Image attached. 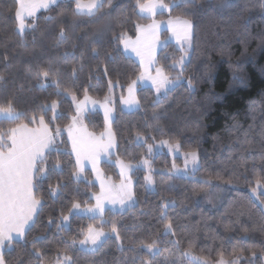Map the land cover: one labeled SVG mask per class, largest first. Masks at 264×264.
Wrapping results in <instances>:
<instances>
[{"label":"trees","instance_id":"trees-1","mask_svg":"<svg viewBox=\"0 0 264 264\" xmlns=\"http://www.w3.org/2000/svg\"><path fill=\"white\" fill-rule=\"evenodd\" d=\"M262 5L264 0H196L194 5L180 0L158 14L192 21L189 58L174 75L169 63L177 49L168 43L159 50L158 63L178 83L161 95L140 86L135 109L116 107L111 121L115 151L100 167L117 178L112 161L137 163L147 156V144L164 139L197 151V178L166 173L170 156L155 153L153 189L144 169L131 173L133 206L122 212L106 209L103 216L71 214L65 227L61 218L72 205L92 203L98 190L89 169L85 178H75L65 133L74 114L69 95L101 98L109 82H117L121 91L134 82L140 66L121 40L148 17L139 14L137 0H112L94 17L75 15L74 0H60L26 18L21 32L17 0H0V106L11 101L21 114L0 118V133L7 143L11 128L35 125L42 117L53 134L51 150L39 165L45 174L35 173L33 180L41 206L23 237L3 248L6 264H52L58 253L71 256L72 264H190L183 255L188 250L207 261L222 257L264 264V196L256 199L250 193L258 180L264 186ZM49 67V77L35 74ZM85 123L90 131H102V113L88 111ZM169 222L172 230L164 232ZM113 225L117 237L107 236L93 251L77 247L90 226L110 231ZM142 241H156L158 250L149 253Z\"/></svg>","mask_w":264,"mask_h":264},{"label":"snow or ice","instance_id":"snow-or-ice-1","mask_svg":"<svg viewBox=\"0 0 264 264\" xmlns=\"http://www.w3.org/2000/svg\"><path fill=\"white\" fill-rule=\"evenodd\" d=\"M75 2V15L94 17L100 13L101 9L105 5L111 6L112 0H74ZM185 4L196 3V0H183ZM19 7L16 10V17L20 21V31L24 29V13L31 16L34 15L35 11L40 8H48L49 5L58 3V0H18ZM137 6L141 13H147L149 16L154 17L158 8H168L169 6L164 4L162 0H149V3L142 4L137 0ZM264 6V5H262ZM180 27H174L172 22H169V28L173 31V34L177 36L178 40H183L187 45V49L190 50L193 23L191 20H183L179 22ZM159 29V25L153 23L148 25L146 28L140 29L145 34V40H150L156 36V32ZM64 31L60 32L61 38L64 37ZM139 37L136 43H139ZM129 45L126 43L125 47ZM134 51H137V55H141V52L133 47ZM149 56L151 57V44L148 45ZM185 55L181 56L179 64L181 68L185 63ZM152 59H149V63H152ZM51 63V62H50ZM175 67V65H173ZM31 71V69H29ZM52 72L51 67L47 70H37L36 75L44 78L49 77ZM0 79H3L0 76ZM153 83L156 85V90L159 92L161 88L167 89V87L173 84V81L163 73V69H157V77L153 78ZM58 86V85H57ZM188 86L191 88V81L188 82ZM131 92L132 89L129 88ZM56 107L55 103L52 105L54 110ZM20 113L14 111L13 104L11 101L7 103V106H0V117H6L8 119H19ZM107 118V113H106ZM34 119V118H33ZM41 127L38 129H30L27 125H20L18 128L10 130L11 135L9 136L10 144H7L3 137L4 133H0V264H6L3 256V248L6 245H10L14 239L13 234L16 236H22L25 230L30 226V222L33 221V217L38 213V209L41 206V201L38 200L33 191V173H44L45 169L39 167L43 163V157L46 150H51L53 144V137L49 135V128L45 124L44 119L41 117L39 121ZM57 134L59 129L56 130ZM102 139V138H101ZM164 144H168V141H163ZM73 152L76 153L77 162L79 163L81 158L88 159L93 164V167L98 163V157L101 151H106L112 147L111 134H109V142L107 144H101L99 140L92 137L86 132L79 136L73 137ZM7 150H4V149ZM175 150H179L180 145L177 143L174 146ZM151 150V147L149 148ZM191 162L194 166L198 161V154L196 151H190L186 154L185 166L187 167L188 162ZM121 190L124 189V185H121ZM259 194H257V190ZM103 191V185H102ZM253 195H257V198L264 196V186L261 185L260 181H257L256 188L253 189ZM127 199H132L131 192H128ZM97 204L95 209H89V211H99L101 214L104 209L101 204L102 196L96 197ZM115 203L116 201L113 200ZM119 203L123 206L125 201L124 198L119 200ZM78 208L79 205L73 206ZM67 220V217H64ZM167 231L172 230V224L169 222L166 226ZM111 231L117 232L115 225H113ZM105 236L102 230H95L89 228L88 234L83 240L80 241L81 245L91 244L93 246L98 245L101 242V238ZM178 243V242H177ZM142 246L147 249L149 253L153 252L156 248V241L145 244L141 242ZM39 256V253H37ZM184 256L190 258V264H207L206 260L201 257L193 255L188 250L183 253ZM54 264H72V257L66 253H58L55 258ZM144 264H150L149 261H145ZM219 264H225V261L221 259Z\"/></svg>","mask_w":264,"mask_h":264},{"label":"rangeland","instance_id":"rangeland-1","mask_svg":"<svg viewBox=\"0 0 264 264\" xmlns=\"http://www.w3.org/2000/svg\"><path fill=\"white\" fill-rule=\"evenodd\" d=\"M144 1H148L147 3H149V0H144ZM162 1L166 3L165 0H162ZM179 1L180 0H170L169 7L166 12L169 11L170 7L173 4ZM140 3H145V2H140ZM50 6L51 5H49V7ZM42 10H45V8H40L36 10L34 15ZM162 11L163 9L160 8V11H156V15L154 17L152 16L150 18L148 17V20L146 22H143L142 24L140 23L139 28L141 29L146 28L148 25H151L153 23H156L159 25V29L157 30L156 36L154 38H151L150 40L146 41L145 34L139 30L137 34L138 36H136L137 38H126L125 37L126 39H124V44L127 43L131 47H135L141 52V57L143 59L142 64L146 63V66L149 67L151 65V63H149L150 58L154 62L151 67L153 71H148L147 73L148 77L151 78L152 80V83H150V86H153V87L155 86L153 85L154 84L153 78L157 77V69H163V73L165 75H167L169 78L171 76V74H167V70L161 64L158 63V58H157L158 54L156 55V52L159 49L165 48L168 43H172L174 47L177 49V52H175L174 54L175 56L174 59H172L169 63V67H170L169 72H172V73H174V71H178V72L181 71L182 68H181V65L179 64V60L181 56L185 55V51H187L188 54L185 57V63H186L189 58L190 51H191V49L190 50L187 49V45L184 43V41L178 40L177 36H175L173 34V31L169 28L170 21L172 22L174 27L179 28L180 27L179 22L186 20V19L178 18V17L176 18L172 15L158 16V14L161 13ZM140 14L142 13L140 12ZM34 15H31V16H34ZM31 16L27 15V13H24L25 19ZM25 19L23 20L24 28H25ZM19 25H20V21L17 19L18 30H20ZM138 37L140 38L139 43H136L138 40ZM149 44H151V57L149 56V51H148ZM164 52L168 56L173 55V51L171 52L164 51ZM173 65H175V67H173ZM142 71H145L144 65H143ZM140 72H141V69H140ZM175 74L176 72L174 73V75ZM170 79L173 81V84L169 85L167 89L161 88V90L157 92L156 86L154 87V90L157 95L164 94L166 91H168L169 89H171L173 86H175L178 83V80L176 78L172 77ZM129 88L132 89L131 92L129 91ZM134 88H135V83L133 84L131 83L130 85L126 86L124 91H121L117 82H109L107 93H105V95L101 98H96V97H93L87 94L80 98H76L74 95H69L73 101V106H74V114L72 115L71 122L69 123V125L67 126L65 130L67 139L70 144L69 147H71L70 150L72 149L73 151V147H72L73 137H79L85 133V131L83 130V127L84 126L87 127L85 123L86 113L88 111H94V110L100 111L102 113L103 118H104V128L102 131L98 133L90 131L89 129L86 128L89 131L86 133L90 134L92 137H95L97 140L101 142V144H107L109 142V135L107 134V127H105V123H106V126H110V131L112 132L111 121L115 115L116 107L118 106L122 110L129 111V110L135 109L138 106V100L136 98V91ZM53 103H55L56 105L54 110L52 109ZM50 108L53 111V115H55L57 113V103L55 101L52 102L50 104ZM106 113H107V118H106ZM0 118H6V117H0ZM78 126L80 128H78ZM136 139L137 141H141V142L144 141V137L142 135H137ZM163 141H166V140L161 139V140H157L153 142V144H147V156L142 158L137 163L130 162V161H122L119 159L112 161L111 159L110 161L114 162L116 166V170L118 174L117 178H114L111 175H106L100 167L101 160H109L110 158L109 155L114 150V142H115V147H116V140H115L113 132L111 136L112 147L108 148L106 151L100 152L99 157H98V163L96 164L95 167H93V164L91 163L90 160L84 159V158H81L80 162L78 163L76 153L73 152L75 154L76 163H77L76 164L77 172L75 173V178L76 179L85 178L86 176L84 173V168L87 167L91 171V174H92L91 180L97 184L98 190L92 195V199H93L92 203H88L84 205L78 204L79 205L78 208L73 207L77 203L73 204L70 211L61 218V225H64L65 227L68 226L71 214H81L87 217L103 216L106 209H109L111 211L122 212L126 210L127 208L133 206L135 204V199L132 194L133 177L131 173L138 167L144 169L145 170V176H144L145 182L150 189H153L154 188V182H153L154 168L151 165V161L155 153L163 151V152H166L170 156L171 167L170 169L165 170L166 173H170L172 175H178V176H187V177L197 178L194 172L198 168L199 160L197 161V164L195 165V171H193L194 166L192 165L190 161L188 162L187 167L185 166L186 154L190 151H184V150H181L180 148L179 150H175L174 146L177 143L169 142L168 144H164ZM150 147H151V150H149ZM41 168L44 169V165H42ZM44 174L45 173H41L40 176H43ZM102 185H103V191H102ZM121 185L125 186L123 190H121V187H120ZM256 186H257V182H255L253 188L250 189V193L254 198L257 199V195H253V189L256 188ZM259 191L260 190L258 189L257 194H259ZM128 192H131L132 194L131 200L127 199ZM97 196H102L101 204L104 209L102 214L99 211H89V209L96 208V204H97L96 197ZM121 198H124V201H125L123 206L119 203V200ZM113 200H115L116 202L114 203ZM64 217H67L68 219L65 220ZM89 228H93L95 230H102L105 233V236L101 238V242L109 235L117 237V233H113L111 230L110 231L104 230V229H101L95 226H90ZM89 228L86 230L84 236L76 242V244H77V247L81 249L93 251L97 249V247L100 245L101 242L96 246H93L91 244L81 245L80 243V241L83 240L85 236L88 234ZM164 232H169V231H167L165 228ZM144 249L147 250L146 248ZM157 250L158 248L156 246V248L153 249L152 253L156 252ZM186 258L190 260L189 257H186ZM202 259L206 260L204 258ZM221 259L225 261V264H239L238 260L236 259L228 260L222 257L214 261H207V260L206 261H207V264H219V261ZM52 264H54V262Z\"/></svg>","mask_w":264,"mask_h":264},{"label":"crops","instance_id":"crops-1","mask_svg":"<svg viewBox=\"0 0 264 264\" xmlns=\"http://www.w3.org/2000/svg\"><path fill=\"white\" fill-rule=\"evenodd\" d=\"M18 2V1H17ZM85 2H86V0H85ZM142 2H145V3H142V4H147V2L148 1H142ZM163 2V1H162ZM164 4H166L165 2H163ZM166 5H168L169 6V3H167ZM19 6V5H18ZM161 9H163V11L162 12H166L167 11V9L168 8H161ZM137 10H138V12H139V14H140V9H139V7L137 6ZM156 11H160V8H158ZM142 16H145V17H151V16H149L147 13H142L141 14ZM174 17H176V16H174ZM177 18V17H176ZM178 18H181V17H178ZM24 19H25V17H24ZM142 24V23H141ZM140 27V24H138L137 26H136V28H135V32H134V34H131V35H128V36H123V38H122V40H121V44H122V48H123V50L125 51V53L126 54H128V55H130L131 57H133L138 63H139V65H140V69H141V72H140V74L138 75V77L136 78V80L134 81V82H132V84L133 83H135V91H136V89L139 87V86H149V87H152L153 89H154V87L156 86L155 84H153V85H155L154 87L153 86H150V83H152V80H151V78H149L148 77V75H147V73H148V71H153L152 69H151V67H152V64L154 63V62H152L151 63V65L149 66V67H147L146 66V63H144V64H142V61H143V59H142V57H141V55H137V51H134L133 50V47H131L130 45L128 46V47H125V44H124V39H126V38H137L136 36H138L137 34H138V31L141 29V28H139ZM20 31V30H19ZM126 37V38H125ZM135 40V39H134ZM160 50V49H159ZM159 50L156 52V55L158 54V52H159ZM143 65H144V67H145V71H142V68H143ZM137 87V88H136ZM165 89V88H164ZM39 121H40V119L37 121V123L35 124V125H27V124H18V125H16V126H14L13 128H18L20 125H27L28 126V128H30V129H38V128H40L41 127V125H40V123H39ZM105 127H107V134L109 135V134H111V136H112V132L110 131V126H106V123H105ZM13 128H11V129H13ZM49 128V127H48ZM78 128H80L79 126H78ZM87 127H83V130L85 131V132H89L87 129H86ZM81 130V129H80ZM11 135V133H10V131L8 132V134L5 136V138H6V140H7V144H10L11 143V141L9 140V136ZM49 135L50 136H52L53 137V134H52V132H51V130H50V128H49ZM68 143H69V141H68ZM69 146H70V144H69ZM71 148V147H70ZM4 150H7L6 148L4 149ZM114 151H115V142H114V150H113V152L111 153V154H113L114 153ZM47 152V150L45 151V153ZM71 152H72V154H73V156H74V158H75V154L73 153V151H72V149H71ZM110 154V155H111ZM109 155V156H110ZM102 161V160H101ZM75 162H76V158H75ZM101 163V162H100ZM77 164V163H76ZM84 169H88L87 167L86 168H84ZM34 176H35V173H33V180H34ZM35 217H36V215L33 217V221H34V219H35ZM33 222H30V225L32 224ZM28 229V228H27ZM26 229V230H27ZM26 230H25V232H26ZM13 236H14V239L13 240H16V239H21L22 237H23V235L22 236H16V234L14 233L13 234Z\"/></svg>","mask_w":264,"mask_h":264}]
</instances>
